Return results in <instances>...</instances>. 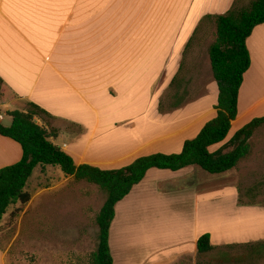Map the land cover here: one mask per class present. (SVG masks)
Instances as JSON below:
<instances>
[{
	"label": "crops",
	"instance_id": "1",
	"mask_svg": "<svg viewBox=\"0 0 264 264\" xmlns=\"http://www.w3.org/2000/svg\"><path fill=\"white\" fill-rule=\"evenodd\" d=\"M237 3L0 0L1 122L34 103L47 113L37 123L57 136L55 145L77 165L105 170L143 156L181 153L185 142L216 117L217 84L212 81L205 95L173 109H164L160 92L171 89L183 72L202 23L216 21ZM263 38L264 24L247 41L251 67L239 107L249 98L244 91L253 68L252 43ZM155 128L161 131L154 133ZM21 158V146L0 135V169ZM238 167L221 175L197 166L148 171L116 206L110 231L114 263L133 264L122 254L126 231L138 247L134 264H206L204 257L217 252L227 259L242 252L235 264H264V203L243 189L234 176ZM206 234L214 250L200 254L198 241Z\"/></svg>",
	"mask_w": 264,
	"mask_h": 264
},
{
	"label": "trees",
	"instance_id": "2",
	"mask_svg": "<svg viewBox=\"0 0 264 264\" xmlns=\"http://www.w3.org/2000/svg\"><path fill=\"white\" fill-rule=\"evenodd\" d=\"M216 41L209 49L213 78L217 83L216 117L205 124L194 139L187 140L179 154H152L137 158L121 169L105 170L96 166L77 165L74 158L52 141L57 136L37 123L47 113L34 103L26 111L10 112L12 125L0 121V135L18 143L22 158L16 164L0 169V223L8 211L32 200L29 184L38 167H59L64 175L78 182L96 185L106 193V201L97 215L98 246L91 264H115L110 246V231L116 206L146 177L151 169L173 172L197 166L211 175H221L250 157V140L264 126V118L255 119L226 142L233 122L239 116V98L245 75L251 67L247 41L254 30L264 24V0H253L249 6L234 8L216 17ZM175 83V79L172 82ZM2 96L0 91V97ZM163 111V110H161ZM225 142V143H224ZM212 152L211 148L221 145ZM214 250L210 235L198 241V251Z\"/></svg>",
	"mask_w": 264,
	"mask_h": 264
},
{
	"label": "rangeland",
	"instance_id": "3",
	"mask_svg": "<svg viewBox=\"0 0 264 264\" xmlns=\"http://www.w3.org/2000/svg\"><path fill=\"white\" fill-rule=\"evenodd\" d=\"M252 1L238 0L237 7H247ZM216 32L213 19L198 28L187 51L183 72L175 78L171 89L160 92L164 109L194 101L205 95L206 86L212 81L217 84L209 67V49L216 41ZM252 51L253 68L244 91V94L248 91L249 98L241 102L240 118L228 138L253 120L264 118V38L253 41ZM250 107L254 108L248 111ZM10 119L7 115L3 125L9 124ZM153 131L158 133L161 128ZM251 144V158L241 163L234 176L244 190H253L259 195V202L264 203V126L257 130ZM32 178L30 203L12 207L0 223V252L4 254L2 260L0 253V264H91L99 242L96 218L106 201V193L96 185L64 175L59 167L40 166ZM126 234L123 231L122 254L134 264L139 260L138 247ZM231 254L227 259L224 252H217L204 260L206 264H230L228 261L235 264L233 260L242 252Z\"/></svg>",
	"mask_w": 264,
	"mask_h": 264
},
{
	"label": "built area",
	"instance_id": "4",
	"mask_svg": "<svg viewBox=\"0 0 264 264\" xmlns=\"http://www.w3.org/2000/svg\"><path fill=\"white\" fill-rule=\"evenodd\" d=\"M3 114L0 112V121H2L3 120Z\"/></svg>",
	"mask_w": 264,
	"mask_h": 264
}]
</instances>
